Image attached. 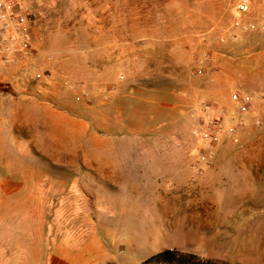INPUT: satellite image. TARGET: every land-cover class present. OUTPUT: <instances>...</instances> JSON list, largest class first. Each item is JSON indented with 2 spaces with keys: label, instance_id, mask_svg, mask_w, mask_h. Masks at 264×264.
Segmentation results:
<instances>
[{
  "label": "rangeland",
  "instance_id": "rangeland-1",
  "mask_svg": "<svg viewBox=\"0 0 264 264\" xmlns=\"http://www.w3.org/2000/svg\"><path fill=\"white\" fill-rule=\"evenodd\" d=\"M238 1L42 0L35 71L23 79L18 65L16 80L0 67V264H45L53 244L83 242L67 205L83 199L68 188L98 166L90 177L101 191L99 173L111 164L82 156H194L203 100L263 96L240 142L227 140L219 156L249 157L233 169L264 171V0L242 17L246 31L235 26ZM170 212H146L154 234L99 235L97 245L117 257L102 264H143L178 248L180 235L164 225Z\"/></svg>",
  "mask_w": 264,
  "mask_h": 264
},
{
  "label": "crops",
  "instance_id": "crops-1",
  "mask_svg": "<svg viewBox=\"0 0 264 264\" xmlns=\"http://www.w3.org/2000/svg\"><path fill=\"white\" fill-rule=\"evenodd\" d=\"M17 66L5 68L14 71L16 80ZM82 159L85 163L111 164L99 173L101 191L90 177L98 166L74 177L68 188L71 195L83 199L80 203L69 197L67 205L75 212L74 225L84 228L86 249L79 250L83 244L70 240L53 244L45 264L117 261L115 255L97 245L98 236L111 239L117 234H154L156 226L145 219L146 212L163 209L176 211L164 216V225L180 235V245L166 246L160 252L178 250L226 264H264V171L236 170L232 165L249 157L222 155L214 168L203 171L195 166V156L185 154ZM193 169L201 177L194 176ZM166 182L174 188L171 193L162 190ZM80 210L83 216L76 214Z\"/></svg>",
  "mask_w": 264,
  "mask_h": 264
},
{
  "label": "built area",
  "instance_id": "built-area-1",
  "mask_svg": "<svg viewBox=\"0 0 264 264\" xmlns=\"http://www.w3.org/2000/svg\"><path fill=\"white\" fill-rule=\"evenodd\" d=\"M42 0H0V66L10 68L21 65L20 76L29 78L35 71L36 36L34 26L40 13ZM252 0H239L235 6V26L248 30L242 17L252 12ZM264 31V23L260 25ZM255 96L235 93L232 105L227 106L212 101H201L196 109L198 123L193 131L198 142L195 166L199 171L216 165L219 152L227 140L240 142V133L246 129Z\"/></svg>",
  "mask_w": 264,
  "mask_h": 264
},
{
  "label": "trees",
  "instance_id": "trees-1",
  "mask_svg": "<svg viewBox=\"0 0 264 264\" xmlns=\"http://www.w3.org/2000/svg\"><path fill=\"white\" fill-rule=\"evenodd\" d=\"M143 264H226L205 260L198 256L182 253L178 250H165L143 262Z\"/></svg>",
  "mask_w": 264,
  "mask_h": 264
}]
</instances>
